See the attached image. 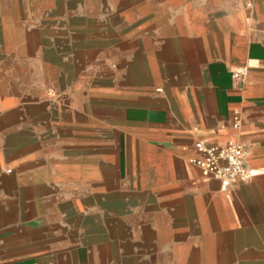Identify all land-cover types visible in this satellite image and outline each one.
<instances>
[{"label": "crops", "instance_id": "crops-1", "mask_svg": "<svg viewBox=\"0 0 264 264\" xmlns=\"http://www.w3.org/2000/svg\"><path fill=\"white\" fill-rule=\"evenodd\" d=\"M56 1L88 54L0 84V264H264V0Z\"/></svg>", "mask_w": 264, "mask_h": 264}, {"label": "rangeland", "instance_id": "rangeland-1", "mask_svg": "<svg viewBox=\"0 0 264 264\" xmlns=\"http://www.w3.org/2000/svg\"><path fill=\"white\" fill-rule=\"evenodd\" d=\"M57 4L65 7V1L56 0H0V84L11 80L19 88L24 74L30 73L32 77L41 72L49 73L53 66L69 69L77 57H86L88 35L83 28L84 18L43 12V7ZM75 20H81L78 31L69 26V22ZM36 57L41 60L31 64ZM75 66L83 69L84 63ZM71 77L78 86L84 85V72ZM32 82L36 83V79ZM68 98L59 95L56 100L62 103Z\"/></svg>", "mask_w": 264, "mask_h": 264}, {"label": "built area", "instance_id": "built-area-1", "mask_svg": "<svg viewBox=\"0 0 264 264\" xmlns=\"http://www.w3.org/2000/svg\"><path fill=\"white\" fill-rule=\"evenodd\" d=\"M261 31L264 33V24ZM242 75V70H235L232 73L236 80H240ZM195 147L199 155L193 159V163L199 168L202 176L218 180L222 189L238 181L250 179L251 172L246 164L248 150L242 144L228 142L224 146L207 145L199 140Z\"/></svg>", "mask_w": 264, "mask_h": 264}]
</instances>
